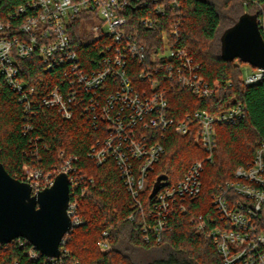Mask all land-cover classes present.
I'll return each instance as SVG.
<instances>
[{"label":"built area","instance_id":"obj_1","mask_svg":"<svg viewBox=\"0 0 264 264\" xmlns=\"http://www.w3.org/2000/svg\"><path fill=\"white\" fill-rule=\"evenodd\" d=\"M181 1L26 0L14 13L0 18V72L22 96L26 111L32 102L36 103L31 99L36 91L19 77L18 65L21 60L37 58L44 72L58 69L63 74L61 83L41 99L42 105L57 109L64 119L85 116L96 130L104 129L105 137L92 147L88 156L98 166L113 159L135 212L145 211L141 194L165 152L160 138L171 128L184 136L194 124L199 125L195 141L206 156L194 162L177 184L162 187L153 198L150 220L143 227L146 242L160 243L174 205L201 193L205 165L213 162L217 148L215 126L233 125L244 117L242 106L230 107L217 115L197 110L180 121L170 116L168 91L171 89L188 90L200 99L215 96V90L200 76V65L179 45L185 20ZM241 1L245 7L254 8L264 39L263 4L259 0ZM140 10L146 15L139 16ZM80 17L84 32L89 29L94 35L85 40L84 33L83 43L91 40L104 43L100 49L102 58L91 70L81 60L72 39ZM162 19H166L165 23ZM157 28L161 29V41L149 48L144 33ZM263 78L264 69L255 68L243 78V84L256 85ZM148 131L157 132L159 138ZM75 161L76 157L67 158L49 173L24 168L23 181L32 186L34 193L51 187L61 173L67 174L70 182L67 212L73 228L61 241V256H45L22 238L13 241H18L22 248L29 244L26 255L32 260L44 257L46 264H63L64 258L71 255L65 245L72 231L83 223L79 215L80 200L93 184L77 170ZM212 203L217 217L210 224L200 217L195 225L215 245L222 264H264V141L258 142L252 162L236 169L235 180L226 182ZM103 235L105 239L99 247L106 254L112 248L106 239L109 232ZM6 245L0 244V248Z\"/></svg>","mask_w":264,"mask_h":264},{"label":"trees","instance_id":"obj_2","mask_svg":"<svg viewBox=\"0 0 264 264\" xmlns=\"http://www.w3.org/2000/svg\"><path fill=\"white\" fill-rule=\"evenodd\" d=\"M259 1L264 6V0ZM25 2L0 0V18L14 13ZM181 3L185 20L179 45L200 65V76L215 90V96L200 99L188 90L171 89L168 91L170 116L180 121L197 110L217 115L230 107L242 106L244 117L233 125L215 126L217 148L213 162L205 165L202 191L174 205L160 243L144 240L143 227L150 220L149 209L154 203L151 193L158 180L173 186L194 162L205 158L206 152L195 141L199 125L194 124L184 136L177 135L171 128L164 138L158 139L165 152L141 194L145 211L135 212L131 195L113 159L98 166L88 156L92 147L105 137L104 129L96 130L85 116L64 119L57 109L42 105L41 99L61 83V71L44 72L37 58L19 61V77L36 91L31 98L36 103L32 102L28 111L22 96L0 72V162L7 172L23 181L25 166L49 173L65 159L76 157L74 166L93 181L88 194L80 200L79 215L83 223L68 236L65 247L71 255L64 258L63 264H222L215 245L205 233L197 230L195 223L202 217L210 224L211 219L217 217L213 197L226 182L235 180L238 167L252 162L258 142L264 141V78L259 84L245 86L241 69L244 62L238 58L226 60L223 56L224 34L245 13L252 15L254 8L245 7L241 0H182ZM140 11L139 16L146 15L145 11ZM81 19L75 25L72 39L81 60L91 70L102 58L100 49L104 43L93 40L83 43L81 37L85 32ZM165 21L162 19L163 23ZM144 34L149 48L161 41V29ZM148 133L159 138L155 131ZM107 231L106 239L112 250L103 254L99 243L105 239L103 234ZM28 247L26 243L22 248L16 241L0 248V264H46L44 257L30 259L26 255Z\"/></svg>","mask_w":264,"mask_h":264},{"label":"water","instance_id":"obj_3","mask_svg":"<svg viewBox=\"0 0 264 264\" xmlns=\"http://www.w3.org/2000/svg\"><path fill=\"white\" fill-rule=\"evenodd\" d=\"M223 56L264 69V39L256 14L245 13L224 34ZM167 185V181L158 180L151 199ZM69 201L67 174H59L51 187L34 193L29 183L13 178L0 162V244L22 238L43 255L60 257L61 241L73 228L67 212Z\"/></svg>","mask_w":264,"mask_h":264},{"label":"rangeland","instance_id":"obj_4","mask_svg":"<svg viewBox=\"0 0 264 264\" xmlns=\"http://www.w3.org/2000/svg\"><path fill=\"white\" fill-rule=\"evenodd\" d=\"M85 40H88V38L94 36L92 34V31H90L89 29H85ZM241 69L243 71V78L247 77L248 75L252 74L254 72V68H252L251 66H249L248 64L242 63L241 64ZM151 260H149L150 262Z\"/></svg>","mask_w":264,"mask_h":264}]
</instances>
